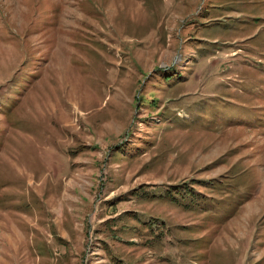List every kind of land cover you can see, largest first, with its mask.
I'll return each mask as SVG.
<instances>
[{
    "label": "rangeland",
    "instance_id": "374dc122",
    "mask_svg": "<svg viewBox=\"0 0 264 264\" xmlns=\"http://www.w3.org/2000/svg\"><path fill=\"white\" fill-rule=\"evenodd\" d=\"M0 264H264V0H0Z\"/></svg>",
    "mask_w": 264,
    "mask_h": 264
}]
</instances>
